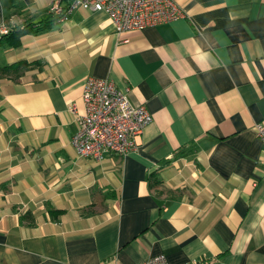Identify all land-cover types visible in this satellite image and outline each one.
<instances>
[{
    "label": "crops",
    "instance_id": "0c3cea01",
    "mask_svg": "<svg viewBox=\"0 0 264 264\" xmlns=\"http://www.w3.org/2000/svg\"><path fill=\"white\" fill-rule=\"evenodd\" d=\"M176 3L116 33L102 12L0 0V27H43L0 49L29 64L0 77V264H264V0ZM90 77L152 117L124 157L72 146Z\"/></svg>",
    "mask_w": 264,
    "mask_h": 264
},
{
    "label": "built area",
    "instance_id": "2783aa9c",
    "mask_svg": "<svg viewBox=\"0 0 264 264\" xmlns=\"http://www.w3.org/2000/svg\"><path fill=\"white\" fill-rule=\"evenodd\" d=\"M77 8L106 14L116 33L167 24L184 15L176 0H52L49 14L63 22ZM8 30L0 27V35ZM82 103L84 113L77 116L78 130L71 141L81 158L101 161L106 155L126 156L136 150L138 138L152 122L144 106H133L128 101L127 90H119L108 79L88 78ZM70 110L75 112L74 107ZM256 133L264 142V127L257 125ZM138 264L168 263L164 255H157Z\"/></svg>",
    "mask_w": 264,
    "mask_h": 264
},
{
    "label": "trees",
    "instance_id": "16d2710c",
    "mask_svg": "<svg viewBox=\"0 0 264 264\" xmlns=\"http://www.w3.org/2000/svg\"><path fill=\"white\" fill-rule=\"evenodd\" d=\"M24 26L22 28H13L8 30L7 34L0 35V49L1 48H16L20 45V38L29 33H35L37 30L43 29V27ZM29 64L26 62H16L9 66H0V77L8 76L12 72L20 75L24 70L28 68Z\"/></svg>",
    "mask_w": 264,
    "mask_h": 264
}]
</instances>
